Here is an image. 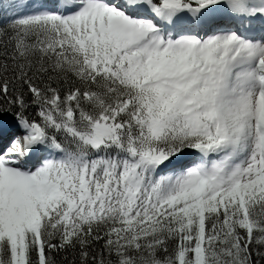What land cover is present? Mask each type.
Returning a JSON list of instances; mask_svg holds the SVG:
<instances>
[{"label": "snow or ice", "instance_id": "obj_1", "mask_svg": "<svg viewBox=\"0 0 264 264\" xmlns=\"http://www.w3.org/2000/svg\"><path fill=\"white\" fill-rule=\"evenodd\" d=\"M0 264H264V0H0Z\"/></svg>", "mask_w": 264, "mask_h": 264}]
</instances>
